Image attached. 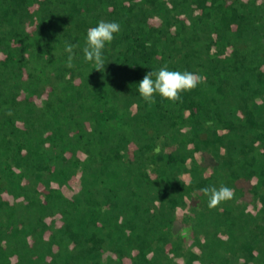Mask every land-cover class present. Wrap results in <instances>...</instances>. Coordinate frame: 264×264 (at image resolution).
Returning <instances> with one entry per match:
<instances>
[{"label":"trees","instance_id":"1","mask_svg":"<svg viewBox=\"0 0 264 264\" xmlns=\"http://www.w3.org/2000/svg\"><path fill=\"white\" fill-rule=\"evenodd\" d=\"M0 264H264V0H0Z\"/></svg>","mask_w":264,"mask_h":264},{"label":"clouds","instance_id":"2","mask_svg":"<svg viewBox=\"0 0 264 264\" xmlns=\"http://www.w3.org/2000/svg\"><path fill=\"white\" fill-rule=\"evenodd\" d=\"M119 31L120 24L115 21H100L95 27L87 30L82 52L84 61L91 63L92 69L104 72V66L107 64L104 50L106 45L110 44L114 39V34ZM74 47L73 44L68 42L64 44V52L67 53V66L69 68L73 66ZM200 81L201 78L193 72L169 70L167 66H163L159 70L147 72L137 84V91L139 96L148 103L153 102L155 96L175 102L180 99L181 93L196 88ZM201 192L207 198V206L209 208H213L223 201L230 200L233 196L232 189L224 185L219 188L214 186L204 187Z\"/></svg>","mask_w":264,"mask_h":264}]
</instances>
